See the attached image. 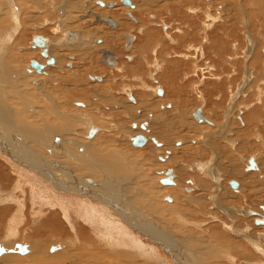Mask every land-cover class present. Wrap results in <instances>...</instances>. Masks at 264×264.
<instances>
[{"label":"rangeland","instance_id":"1","mask_svg":"<svg viewBox=\"0 0 264 264\" xmlns=\"http://www.w3.org/2000/svg\"><path fill=\"white\" fill-rule=\"evenodd\" d=\"M66 1L68 0H12V5L19 11L17 19L13 20L16 21L20 31L15 37L13 36L12 43H17L18 46H24L28 49L24 51L15 49V51L11 48L13 52L6 58L7 78L0 79L11 81L14 78L16 83L8 86L0 85V93L5 92L7 94L5 99L0 97V104L7 105L12 111L8 118L7 116L0 117V123L2 121L6 125H15V117L22 119L26 128L24 129L19 124L17 131H22L25 134V146L27 148L32 144L27 141L29 136L39 137L46 130L43 134L45 137L49 133L52 134L53 139L64 137L79 142L83 141V143L88 144L90 149L95 144L96 151H101L100 157H102L95 159L105 160L97 168L101 170L113 169L115 176L124 174V171L119 168L116 158L108 159V156H112L115 151L121 154L124 163L128 166V181L120 186V193L125 199L132 195L133 200L128 203L134 210L143 214L144 220L142 223L146 222L160 230L163 227L176 237L182 249L192 251L194 256H198V252L202 250L215 257L212 248L218 249L219 245L223 246L226 243L225 240H231L232 245L237 243L238 240L235 242L234 237L238 238L239 235L233 233V227L239 231L247 230L245 234L251 236L250 230L247 229L248 225L253 230L254 238L264 233L263 227L252 224L253 219L251 218L253 217L240 216L233 219V213H231L238 207L251 210V208L257 209L260 205H264L262 173L259 172V175L254 171V174H252L258 185L257 190L251 196H249V193H245L246 178H243L244 188H242V194L234 192V189L230 186L231 182L236 181L235 178L231 177L232 169L243 170L249 156L256 155L258 164L261 166V170L264 171V148L260 141L252 138L253 135L255 137L258 134H261L264 138V105L259 104L260 94L264 95V71L262 69L264 61V53L262 52L264 47V20L260 22L262 16L259 13L257 15V12H260L259 10L256 11L257 7H252L256 6L255 3L253 4V0H131L133 5L134 3L137 5L136 10H132V7L129 6L124 7L119 3L114 11H107L96 6L95 3L99 0H71L72 4L77 3L79 5L80 3L79 8L86 1L94 4L89 11L94 10V13H98L102 17L111 15L118 21V29L112 30L108 25L105 29V27H101L104 24L88 25L87 20L84 22L82 17L74 12L72 16L75 18V22L68 25L67 28L78 30L80 40L78 43L69 44L71 53L66 54L63 51L64 47L60 51V46L55 44L51 48L50 57L57 56L61 59V64L58 59L54 67H49L50 69H47L41 75L29 74L27 67L32 60L40 61L42 64L47 62L39 55V51L35 50L33 46L30 47L33 36L48 37L53 43L62 36L61 33L55 34L53 29L61 24L65 28L63 21H60L57 25L54 22L57 17L63 20L66 14L63 13L60 17L58 11L56 12L57 9H53L51 5H55L53 4L55 2L56 6H64ZM102 1L107 3L109 0ZM3 4L4 0H0V8L3 12L0 29L5 31V29L12 28L14 22L8 9ZM119 7L121 9L118 10ZM77 8H74V10ZM124 11H132L139 21H131ZM100 12L106 13L101 14ZM119 12L122 14L121 19L116 17ZM208 13L213 19H208ZM254 16H257L258 19ZM69 17L65 21L69 20ZM124 17L126 20L128 19L126 27L121 21L122 19L125 20ZM45 19L49 21V24ZM89 19L93 21L92 17ZM249 20L250 25L247 27L246 24ZM71 22H73V19ZM42 24L45 27L35 28L37 25ZM165 26L168 28L166 29ZM91 27L98 33L88 32ZM101 30L102 33H100ZM108 32L115 34L113 40L116 39V43H111L112 36H105ZM125 33H133L136 36L129 50L124 46L125 38L123 34ZM245 33L254 36L257 40L252 36L250 37L253 40L255 39L256 44H250L251 41H248L249 35L247 36ZM103 37H106L107 40ZM98 39H102L104 45L97 44ZM249 44L253 46V49L249 47ZM102 47H109L115 51L118 57L117 66L111 68L112 66L105 65L104 62L100 61L102 56L100 48ZM53 48L55 49L53 51L54 55L52 54ZM83 48L88 51L87 56L83 53L75 56L74 53ZM8 49V52H11L10 46ZM248 49H250L249 54L251 57L249 61L244 57V52ZM81 56L87 58L80 61ZM128 56L133 57V60H130ZM157 65L160 67L159 70L156 68ZM61 66H65L64 71H61L62 73L60 72ZM247 67L252 70L250 73H247ZM49 73L50 76L48 77L47 74ZM75 74L76 76H74ZM70 76L71 78H69ZM91 76H101L103 81L98 82ZM63 78H65V81H62ZM246 79L247 84L238 99L235 101V97L233 100L232 96L238 92L239 86ZM75 80L78 82H75ZM34 81L37 82L38 88L33 85ZM78 83L80 86L76 85ZM64 86L67 88L66 90H63L65 89ZM157 87L163 91V96L157 94ZM247 89L248 95L246 96ZM46 91L53 95L54 103L58 104L59 108L61 103L64 104L63 111L65 115L67 113L72 117L77 114L83 117L87 114L98 128H104L103 131L95 136L94 141L88 137V128L86 130L82 125L75 126L78 129L71 135L67 133L69 131L59 132L61 122L52 115L50 111L51 103L46 102L47 98L44 95L42 96V92L47 93ZM67 93L72 96H68ZM248 97L250 98L247 99ZM19 100L24 101V104H19ZM229 101L230 103L234 102L231 105L232 110L231 108L229 110L232 116L228 122L223 124V112L227 110ZM133 102H137L136 105ZM27 103L33 105V110L29 108ZM78 103L83 106H78ZM25 104L28 108L25 107ZM200 107L205 112L204 115L206 114L207 120L210 119L215 127L200 124L194 119L193 113ZM251 107L256 110V113L249 110ZM23 109L24 112H19ZM237 117H241L246 123L248 122L246 117L250 119L255 117L258 120V125L251 124L249 129L244 128V125L239 121L240 118ZM208 121L204 123H208ZM142 125H148V127L142 129ZM256 126L260 127L258 132L254 130ZM221 127L224 128L223 137L214 138V133ZM135 128L137 129L136 135L133 132L136 130ZM137 135H143L148 139L147 144L143 146L144 148L135 147L132 144L130 138ZM204 135H210L209 143L213 149L205 145ZM153 140H161L164 142V147L157 151V146ZM227 141H231L235 145L232 147ZM37 146L47 157H53L52 153L47 151L41 143ZM224 149L227 152L223 156ZM212 150L216 154H213ZM52 152L59 154L60 158L51 159L50 161L59 162L60 165L61 161L67 162L68 160H73L78 164L79 161L87 162L85 159L80 160L78 158L79 153H71V149H52ZM110 153L111 155H108ZM96 162L98 163V161ZM197 163H205L207 166L214 165L223 176L220 185L215 186L218 193V209H212L213 206L211 205L214 189L209 184H213V181L198 172ZM34 169H36L35 164H30L25 160L19 163L0 150V197L3 196L2 198L7 199L9 202L8 198H11V196L4 194L9 192L15 197H19L18 193L20 192H16L13 186H16L20 177L22 178L24 191H27L28 187L34 191V202L30 204L34 213L30 215V221L20 215L22 210L26 212L25 207L19 208L14 215L10 216L14 211V206L10 205H17L18 201L0 205V209L6 211V220L0 223V243L4 241L11 242L6 239H10V235L13 234L12 229L15 228L16 232L19 233V239H22V236H24V239L25 235H28L34 237V240H41L48 246L54 244V247L50 248V252L48 251V254H51L53 248L55 250L60 249L63 246V241L69 239L67 233H65L67 238L65 236V238L57 237L45 225L39 224V222L45 221L48 225L53 226L55 216L66 230L73 231L77 227H83L92 232V236L97 239L116 225L119 231L112 234L105 242L113 240L118 243L126 235H130L138 241H143L145 250L149 255H158L163 252L164 249L159 244L147 241L146 237L143 239L141 236L138 237V231L130 227L136 223L123 216H117V214L120 215V209L114 210L101 201L99 203L93 202V206H91L84 202V199H90L84 195L78 194L76 197L68 192L62 193L60 190L58 193L52 188H55V185L50 182L47 184L33 171ZM169 169L174 171V181L177 186H165L161 183V180L165 178L163 173ZM246 172L243 173H249ZM59 176L64 175L62 173ZM234 177L240 179L241 174ZM8 178H12V184L6 182ZM190 178L194 182L200 179L198 182L200 184L201 181L204 183L205 186L201 184V189H204L205 194L201 190V192L199 190H196L197 192L185 191L186 188H194V185L191 186L188 183ZM100 180H104V178L100 177ZM112 180V177L107 179L108 182ZM238 184L240 185L239 182ZM125 187L127 188L126 191L124 190ZM203 187L207 188V191ZM193 193L196 194L191 196L196 200L195 206L192 204L193 202L185 203ZM200 194L204 197L202 202L199 199ZM23 196H25V200L29 197L24 194ZM65 197L68 199L65 200ZM164 197L174 198L175 206L181 205L180 210H184V213H192L188 212V205L190 207L189 211L192 209L196 212H202L204 216L206 215V218L204 217L202 220L207 219L205 221V231L210 234L214 232L217 236L214 238L203 236L194 230L187 234L193 235L192 241L188 240L187 235H183V228L176 229L164 222V216L170 214L164 211V206H168L163 201ZM75 199L78 200L74 201ZM155 202L160 203V206H154L153 203ZM184 203L187 208L182 206L185 205ZM221 208L226 211L230 209L233 211L229 214L222 213ZM83 211H87L89 216L85 217ZM196 212L190 218L193 221L198 219L201 221ZM175 215L184 214L176 213ZM35 218L37 224H35ZM5 225L7 230L4 232L5 229L2 227ZM34 227L37 228L32 229ZM28 228L32 230L25 233ZM163 234L170 237L169 234ZM241 239L245 240L239 237V242ZM206 248L207 250H205ZM220 250L225 254V249ZM252 252L254 255L257 253L251 249L250 253L252 254ZM229 253L236 260L245 261L244 254L240 253L241 256L232 251ZM164 254L167 255L169 260L170 255L168 253ZM256 256L260 258H256ZM256 256H252L255 261H260L259 264L264 263V258L261 259L259 254ZM175 261V259H171L168 262L175 264ZM213 261L214 263L231 264L227 261L224 262V260H215V258Z\"/></svg>","mask_w":264,"mask_h":264},{"label":"bare ground","instance_id":"2","mask_svg":"<svg viewBox=\"0 0 264 264\" xmlns=\"http://www.w3.org/2000/svg\"><path fill=\"white\" fill-rule=\"evenodd\" d=\"M72 1H76V0H72ZM91 1H94V0H91ZM105 1H107V0H105ZM254 1H255L254 3H255L257 8L264 9V0H254ZM53 4H55V5H51V7L53 9H57L56 12L58 11L59 15H61L60 17H62L63 13L66 14V16H67V17L65 16V18L63 20H62V18L59 19V17H57V20L54 22V24L57 25L60 21H63L62 23L64 24V27H65V28H63L62 24L58 25L57 28H62V29L61 30H55L56 34L61 33V35H62L63 31H66L63 33L64 39L58 43V46L64 45L66 43L73 44V43L77 42L78 33H80V32L67 31V29H69V28H67L68 25H71V23L75 22V18H73L72 15L74 12H76L78 15H81L82 11L87 13L89 10H91L93 8L94 4L90 3L89 8H84L83 6H81L79 8L80 3H79V5H77V3L72 4L71 0L66 1V4L64 6H59V5L56 6L55 2ZM123 4H124V1H123ZM100 5L103 6L104 4H100ZM118 5H119V3H118ZM124 5H126V4H124ZM3 6H5L8 9L10 17L12 20L17 19V15H18L19 11L16 7H14V5H12V0H4ZM77 6H78V8H77ZM134 6L137 8V5L135 3H134ZM114 7H115L114 4L109 5V8H114ZM74 8H77V9L74 10ZM117 9L119 10L121 8L119 7ZM92 11L95 12L94 10H92ZM113 11H114V9H113ZM259 11H260L259 14L262 16V18H264V10H259ZM20 12L22 13L21 9H20ZM120 12L116 14V17H120V19H121L122 14ZM124 12L126 13V11H124ZM2 13H3L2 9L0 8V21H2V16H1ZM100 13L105 14L106 12H100ZM207 16L209 17L208 19H213L210 17L209 13L207 14ZM68 17H69V20L67 19L65 21V19ZM95 17L97 19V15ZM98 18L100 20L102 17L98 16ZM72 19H73V22H71ZM112 20L115 23L114 27H111L110 25H108L104 21L96 22V20H95V23L96 24L105 23L110 28L115 29L118 24L113 18H112ZM127 20H126V18H125V20H123V19L121 20L124 27H126L128 24ZM45 21L49 24L48 20L45 19ZM91 21L92 20H90V22ZM13 22H14V24L12 23V28L5 29V31L0 29V78H7L6 77V65H7L6 64V58L13 52V50L11 48H13L14 50L19 49L20 51H24V50L28 49V48H25L24 46H18L17 43H12L13 36L15 37V35L20 33L19 28L17 27L16 21L13 20ZM42 27H45V25H43V24L37 25V27H35V28L38 29V28H42ZM93 27L97 28L98 26H93ZM93 27H91L92 31L90 30L88 32L98 33L97 31H95L93 29ZM101 27H103V28L105 27V29H106V26H104V25H101ZM165 27H166V29L168 28L167 26H165ZM0 28H1V25H0ZM69 30H71V29H69ZM110 33L111 32L106 33L105 36H107V37L112 36V38L110 37L111 38L110 41L112 44H114V43H116V39L113 40V37L115 36V34H110ZM250 36L251 35H249V38H248V40L251 41L250 44H256L255 39L253 40V38H251ZM125 37L128 40V43H127L128 46L126 45V49L129 50L131 47L130 43L132 42L133 38H132V35L130 36V38L127 35ZM41 38H43V37H41ZM103 38L105 40H107L106 37H103ZM43 39H44L43 41H45L44 45L48 49L49 41L45 38H43ZM59 39L60 38H58V40ZM57 41L55 43L52 42V46H55ZM32 44H33V48L38 47V48H41L43 51L44 46L34 44L33 41H32ZM250 44H249V47L251 49H253V46ZM9 46H10L11 52H8ZM52 46H51V48H52ZM65 46H63L64 48L62 47L64 49L63 51L66 54L71 53L70 52L71 51L70 45H65ZM30 47H31V43H30ZM51 48H50V51L48 53V56L43 55L42 52L40 54L39 49H36V50L39 51V55H42L44 58H49ZM62 48H59V50L61 51ZM54 50L55 49L53 48L52 49L53 55H54V52H53ZM249 51H250V49L245 51V58L248 61L251 60ZM87 52L88 51H86V48H83V49H80L79 52L74 53V54H75V56H78L77 54L81 55L83 53V54H85V56H87ZM262 52L264 53V47L262 48ZM100 53L103 54L102 51ZM113 55H114V53L112 54V56ZM114 57H115V55H114ZM84 58H87V57L81 56L79 58V60L82 61V60H84ZM112 58L113 57H110V59H112ZM58 59L59 58H57V60ZM77 59H78V57H77ZM132 59H133V57H132ZM253 59H254V57H253ZM255 59L257 60L256 57H255ZM116 60H117V58L115 57L114 66H116ZM59 61L61 64V59H59ZM101 61H102V58H101ZM54 63H55V59H54L53 63H50V64L48 63V65L52 66ZM257 63H259V62H257ZM105 65H106V63H105ZM252 65H254V64H252ZM114 66H112L111 68H113ZM263 66H264V61H263ZM263 66H262V69L264 71ZM32 67L35 68V66H32ZM64 67H62V66L60 67L61 68L60 72L64 71L63 70ZM156 68H157V70H159V68H160L159 65H157ZM42 70H44V66H43ZM42 70L40 72L37 70L38 74H41ZM246 71H247V73H250L252 70H250L249 67H247ZM255 73H257V72L255 71ZM152 74H154V73H152ZM152 74H151V76L154 77ZM47 75L49 77L50 73ZM74 76H76V74ZM69 78H71V76ZM64 79L65 78H63L62 81H65ZM77 80H75V82ZM263 80H264V78H263ZM34 82H36V81H34ZM15 83H16V79L14 80V78H12L11 81L7 80V79H0V85L8 86V85L15 84ZM65 83H67V82H65ZM65 83H64V85H65ZM79 83L76 85H79ZM246 84H247V79L245 82L241 83V85L239 86L238 92L232 96L233 100L235 97H236L235 101H236V99H238L240 93L242 92V90L244 89V86H246ZM65 86H64V88H65ZM263 86H264V83H263ZM35 87L38 88V84ZM72 87H73V84H72ZM15 88H16V86H15ZM66 89L67 88H65L63 90H66ZM157 89H159V87H157L156 90ZM73 91L75 92V90H73ZM46 92L47 93L42 92L43 93L42 96L44 95L45 98H47L46 102L48 101L49 103H51L50 111H51L52 115H54L61 122V127H60L61 129L59 132L69 131L67 133L71 135V134L75 133V130L77 131L78 125H82L83 128H85V129L88 128V130H89L88 131V133H89L88 137L90 139H93V141H94L95 136L99 135L100 131H103L104 128H100V127L98 128L96 126V123H94V121L90 117H88L87 114H85L83 117H80V115H77L75 113H73L75 115H73L72 117L70 115H68L67 113L65 115V113L63 111V108H64L63 105L64 104L61 103V107L59 108V105L54 103L53 95L48 91H46ZM63 92H66V91H63ZM77 92H78V89H77ZM67 95H68V93H67ZM160 95H162V93H160ZM68 96L71 97L72 95H68ZM0 97H4L3 99H5V98H7V94L5 92H1ZM259 97H260V103L259 104L264 105V95L260 94ZM229 98L231 99V97H229ZM222 100H223V98H222ZM56 103H58V102H56ZM136 103L137 102H135L134 105H136ZM233 103L232 102L230 103V101H229L227 110L225 112H223L224 113L223 124L228 122L229 118L232 116V113H230L229 110H230V108L232 110L233 107L231 105H233ZM19 104H24V101H20ZM27 105L29 106L30 109L33 110V105L28 104V103H27ZM25 107L28 108L26 106V104H25ZM24 109L22 111H19V112H24ZM249 110H253L254 111L253 113H256V110H254L253 107H251ZM196 111L194 112V117H195ZM11 112L12 111L9 109V107L7 105L0 104V117L1 118L5 117V116H7V118H8L9 115H11ZM263 112H264V110H263ZM17 114H19V113H17ZM258 115H259V113H258ZM201 116L204 117L202 114V111H201ZM237 118H240L239 121L241 122V124L244 125V128H247V129H249L251 124H257L258 123V120L255 117L252 119L246 117V119L248 120L247 123L241 117H237ZM204 122H207V119L205 117H204L202 122L198 121V123H200V124H208L209 126L215 127V124L210 122V119H209L208 123H204ZM14 123H15V125L14 124L13 125H6V124H3L2 121L0 123V125H1V127H0V150L3 153L10 156L11 158H13L14 160H16L19 163H22L25 160V161L29 162L30 164H35L36 169H34L33 171L39 177H41V179H43L47 184H49V182L53 183V185H55V188L52 186L51 187L56 192H58L60 190V192H62V193L68 192V193H71V195L76 196V197L78 194L84 195V196L90 198L88 200L84 199V202L90 204L91 206H93V202L99 203V201H101L104 205L110 206L114 210L120 209V215L117 214V216L118 217L123 216L126 219H131L132 221H134L136 224H134L130 227H132L133 229L138 231V235H137L138 237L141 236L142 239L144 237H146L147 241H153V242L159 244L164 250L161 254L149 255L145 250V246H144L143 241H138L130 235H126V237H124L118 243H115L113 240L105 242L109 239V237L112 234L119 231V229L117 228L116 225L114 227H112L111 230L106 231V233L99 239L94 238L92 236V232L87 231L83 227H77L73 231L70 229L66 230L58 222L57 218L54 216L53 226L48 225V223H45V221H41V222H39V224L45 225L48 228V230H50V232L55 234L57 237H64L65 233H67L66 235H68L69 239L68 240L65 239L63 241V246H61L60 249L55 250L53 248L52 249L53 252H51V254H48V251L50 250L51 247H54V244L51 246L50 245L48 246L47 244H45L41 240H36V239L34 240V237L28 236V235H25L24 239H23L24 236H22V239H19V237H20L19 233H17L16 229L13 228L12 229L13 234L10 235V239H6L8 241L10 240L11 242H5L4 241V242L0 243V248L4 249V252L2 254H0V264H171L168 262L171 259L176 260L175 264H221V263H214V261H213L214 258H215V260H224V262L227 261V263H231V264H259L260 261H255V259L253 257L256 256L257 254H259L261 256V259L264 258V235H263L264 233H261L258 236H255V238H254V234L252 233L253 230L248 225H247V229L250 230L251 236H248L245 234V232L247 233V230L246 231H243V230L239 231L233 227V233H235V235L238 234L239 237L244 238L245 240L241 239L239 242V237L238 238L234 237L236 239V240H234L235 242L238 240V242L235 243L234 245L231 244V240H229V241L225 240L226 243H224L223 246L219 245L218 249H215V248L211 249V250H213L215 257L208 254V253L203 252L202 250H200L198 252V254L201 256V258L199 255L194 256L192 251L182 249L180 247L176 237L174 235H171L163 227L160 230L158 228H154V227L150 226L146 222L142 223V221L144 220L143 214L134 210L128 203V202L133 200L132 195H130L129 197H127L125 199V197L120 193V190H119L120 186L122 184H124L126 181H128L127 180L128 179V173H127L128 166L124 163V159L122 158L121 154H119L118 152L115 151L114 153H112L113 154L112 156H108L109 157L108 159H115L116 158L118 160L119 168L124 171V174H118L115 176L114 172L112 171L113 169L101 170V169L97 168V166L102 165L105 162V160L101 161V160L95 159V158L100 157V153H101V151H96L95 144L90 149L88 147V144L83 143V141L79 142V141H76L74 139H69V138H64V137L59 138V139H53L52 134H49V133L45 137V136H43V134H44V132L47 131L46 130L39 137H34L32 135L29 136L27 141L31 142L32 144L30 147L27 148L25 146V144H26L25 134L22 131H17L18 130L17 126L19 124L24 129L26 128L24 121L22 119H20L19 117H15ZM75 126H77V127H75ZM226 126H228V124H226ZM137 127H138V125H137ZM145 127H148V125L142 127V129H145ZM105 130H108V129H105ZM223 130H224L223 127L216 130V132L214 133V138L215 137L216 138L223 137ZM254 130L255 131L257 130V132H258L260 130V127L256 126L254 128ZM133 132L136 135L137 129ZM78 134H79V132H78ZM137 136H139V135H137ZM226 137H229V136H226ZM252 138H255L257 141H260L262 147L264 148V138H263V136H261V134H258L255 137L253 135ZM109 141H110V139H109ZM131 141H132V138H131ZM147 142H148V139H147ZM156 142H157V144L161 145L160 147H157V151H160L164 147V142H162L161 140H156ZM209 142H210V135H204L205 145L208 148L213 149L210 146L211 144ZM227 142L229 144H231L232 147L235 145L234 143L232 144L231 141H227ZM40 143L47 151L52 153V156H53L52 158L47 157L44 152L40 151L37 148L38 147L37 145ZM157 144H156V146H158ZM135 147H137V146H135ZM63 148L65 150L71 149V153H75V152H76V154L79 153L78 158L80 160L85 159L87 162L79 161V164H78V163H75L73 160H68L67 162L61 161V165H60L59 162L50 161L51 159L56 160V159L60 158V155L57 153H53L52 149H63ZM139 148H141V147H139ZM212 151H213V154H216L214 150H212ZM226 152H227L226 149H224L223 156L226 155ZM108 155H111V153ZM232 156H233V154H232ZM100 158H102V157H100ZM96 161H98V163ZM258 163H259L258 158L256 157V155H254V156H249L246 159V163L244 165L243 170L231 168L232 169V176L231 177L235 178V180L240 183V185H239L237 182H233L236 184L235 186L231 185L232 182L230 183V186L232 187V189H234V192L242 194L243 193L242 188H244V186H245V193L247 192L250 194L249 196H251V194H253V192L257 190L256 188H257L258 184H256L255 177L252 175V174H254V171H256L257 173H259V172L262 173V176H263L262 178L264 180V173H263L264 171L261 170V168H260L261 166H259ZM197 164H198V167H197L198 172H200L203 175H205L206 177H208V179L211 178V180L213 181V184H209V186H211V188L214 189L213 195L211 197V203H212L211 205L213 206L212 209H218L219 208V204H218V200H217L218 199L217 198L218 193H217V188L215 186L220 185V183L223 181V178H222L223 176L220 174L219 170L214 167V165H208L207 166V164H205V163H197ZM238 170H239V172H238ZM244 171L245 172L247 171L249 173L246 172L247 174H244L243 173ZM62 173L64 176H59ZM260 173H259V175H260ZM70 174H72V175H70ZM165 174H164V177H165ZM172 174H173V185H176V182L174 181L175 175H174L173 170H172ZM240 174H241L240 179H236L237 177H234V176H238V175L240 176ZM100 177H103L104 180H100ZM109 177L113 178V180L111 182L107 181V179ZM195 177H197V176H195ZM28 178L31 180L30 177H28ZM191 178H190V180L188 179V181H189L188 183L191 186L194 185V188H186L185 191H191V192H194L196 190L203 191L204 189L203 190L201 189V184H203L202 186H205L204 183L201 181V184H200V182H198V180H200V179H198V180H196V182H194ZM243 178H246V181H247L246 184H248V185L243 183ZM204 181L207 182L206 180H204ZM6 182L12 184V178L11 179L8 178L6 180ZM136 183L138 184V182H136ZM243 184H244V186H243ZM22 185H23L22 178L20 177L18 179L16 186H13V188L16 192H20V193H18L19 197H15L13 194L8 192L4 195L11 196V198H8L10 200V202L7 199L2 198L3 197L2 196V197H0V205H2L4 203H13L14 201H18L17 205H10V206H14V211L12 212V214L10 216L14 215V213L19 208L25 207L26 212H23V210H22L20 212V215L26 217L27 220L30 221V219H31L30 215L34 213L32 210L33 208L30 205L31 203L34 202V200H33L34 191L30 187H28L27 191H24V188L22 187ZM173 185H165V186H173ZM209 186H206V187H209ZM263 186H264V184H263ZM203 188H205V187H203ZM124 190L126 191L127 188L125 187ZM205 190L207 191V188H205ZM204 192L205 191H203V193ZM23 194L28 195L29 197H27L25 200V196L22 197ZM195 195H194V193L192 195H190L189 198H187L185 203L193 202L192 204L194 205L196 200L191 198V196H195ZM246 195H248V194H246ZM178 196H180V195H178ZM203 198L204 197H202L200 194L199 199L201 202L203 201ZM66 199H68V198L65 197V200ZM94 199H97V200H94ZM76 200H78V199H75L74 201H76ZM163 201H165L166 205H168V206H164V211L166 213H170V214H167L164 216V222L168 223L171 226H174L176 229L177 228H183L182 229L183 235H187V234L191 233V231L195 230L196 232L201 233L203 236H210L213 238L215 236H217V234H215L214 232L210 234V233H207V231H205V229H206L205 228L206 227L205 221L207 219L202 220L206 216V215L204 216V214L202 212L197 211L198 212L197 213L196 211H193L192 209L189 211V208H190L189 205L187 208V205L184 203L185 205H182V206H184V208H187L188 212H192V213H184L185 212L184 210H180L181 205L178 207L175 206L176 205L175 199L174 198L172 199L171 197H164ZM153 205L156 207H159L160 203L155 202V203H153ZM171 205H174V206H171ZM184 208H182V209H184ZM193 209H195V208H193ZM220 211L222 213L225 212V213L229 214L233 210L230 209V210L226 211V210L221 208ZM5 212L6 211H3L0 209V223H2L3 221L6 220ZM194 212H196V215L198 218H201V221L198 219L199 221L197 220L198 221L197 222V221H193L191 219L192 214ZM176 213H180V214H184V215H175ZM231 213H233V216H232L233 219L239 218L240 216L253 217V218H251V219H253L252 224L264 228V223L263 224L257 223L258 221H262V220L264 221V205H260L257 209L251 208V210L238 207V208H236V210L234 212H231ZM57 215H59V214H57ZM83 215H85V217L89 216L87 211H83ZM190 216H191V218H190ZM34 220H35V224H37L38 222H37L36 218ZM2 228L5 229L4 232L7 230L6 225ZM35 228H37V227H34L32 229H35ZM227 228H229V227H227ZM32 229H30V228L26 229L25 233H27L28 231H30ZM229 229H231V228H229ZM163 233L169 234L170 237H168L167 235L164 236ZM65 237L67 238V236H65ZM186 238L188 240L192 241L191 238H193V235H191V236L187 235ZM17 245L27 247L26 252L19 253L18 249H17ZM220 249H225L226 250L224 252L225 254H223ZM251 249L257 252L256 255H254L253 252H252V254L250 253ZM205 250H207V248ZM222 251H224V250H222ZM231 251L235 252L236 254H239V255H241L240 253L244 254L245 261L236 260L235 257H233L229 253ZM164 253H168L170 255L169 260L167 259V255ZM186 257H189V258H187L188 261H186L187 260ZM257 257H259V256H256V258ZM250 258H252V259H250ZM261 259H259V260H261ZM140 262H142V263H140ZM261 264H264V263H261Z\"/></svg>","mask_w":264,"mask_h":264},{"label":"flooded vegetation","instance_id":"3","mask_svg":"<svg viewBox=\"0 0 264 264\" xmlns=\"http://www.w3.org/2000/svg\"><path fill=\"white\" fill-rule=\"evenodd\" d=\"M103 2V6L102 5H100L99 4V2ZM118 3H120V4H122L123 6H129V7H132V10H135L136 9V7L133 5H124L123 4V0H119L118 2L116 1V0H113V2H112V0H109L107 3L106 2H104V1H102V0H99V1H96V3H95V5L96 6H98L99 8H101V9H105V10H107V11H109V10H113V9H115L116 7H117V5H118ZM131 3H132V1H131ZM90 5V3H88L87 1L86 2H84V4H83V6H84V8H88L89 7V5ZM111 4H114L115 5V7L114 8H109V5H111ZM41 12H43V11H41ZM96 15H98V16H100V17H102L100 14H98V13H94L93 11H88L87 13L86 12H83L82 11V13H81V15H80V17H82V20L85 22L86 20L88 21V22H86V23H88V25H100V24H96L95 23V20H96ZM126 15L129 17V19L131 20V21H135V22H138V19L136 18V16H134V14H133V12L132 11H127L126 12ZM93 18V21H91L90 22V19L89 18ZM107 17H111V18H113L111 15H108V16H106V17H102V18H107ZM114 19V18H113ZM115 20V19H114ZM56 21V20H55ZM116 21V20H115ZM117 22V27L115 28V29H113V28H111L112 30H116V29H118V27H119V23H118V21H116ZM101 24H104L105 26H106V24L105 23H101ZM41 27V26H40ZM43 28V27H42ZM62 28H54L53 30L55 31V30H61ZM67 31H71V32H79L78 30H69V29H67ZM64 32H66V31H63V33ZM103 31L101 30V32L100 33H102ZM63 33H62V36H60V39L57 41V45H58V43L60 42V41H62L63 39H64V36H63ZM55 34H56V31H55ZM58 34V33H57ZM128 34H131L132 35V38H133V40H132V42L130 43L131 44V47H132V44H133V42H134V39H135V35L133 34V33H125V34H123L124 35V38H125V43H124V46H125V48H126V45H127V43H128V40H127V38L125 37L126 35H128ZM36 36V35H35ZM39 36H41V37H43V38H45V39H47L48 41H49V43H48V53H49V51H50V48H51V46H52V41L50 40V38H48V37H45V36H42V35H39ZM34 37V36H33ZM80 40V33H78V37H77V42H75V43H78V41ZM32 41H33V38H32ZM32 41H31V48H32V46H33V44H32ZM96 43L97 44H99V45H104V41L102 40V39H98L97 41H96ZM74 44V43H73ZM65 45H69L68 43H66V44H64V45H61L59 48H62L63 46H65ZM105 48H108V49H110L111 50V52H113L114 53V55H115V57L117 58V60H116V66H117V64H118V57H117V55H116V53H115V51L113 50V49H111V48H109V47H102V48H100V50L102 51L103 49H105ZM35 50L36 49H39L40 50V54H41V52H42V49L41 48H34ZM100 51V52H101ZM101 54V53H100ZM102 55V54H101ZM42 56V55H41ZM43 57V56H42ZM57 57V56H56ZM56 57H52V58H54L55 59V63L52 65V66H50V65H48V60L51 58L50 57V54H49V58H44L47 62H46V64H42L40 61H37L39 64H41V65H43L44 66V70H42V72H41V74L42 73H44L47 69H50L49 67H54L55 66V64H56ZM58 58V57H57ZM101 58H102V56H101ZM101 58H100V61H101ZM128 58H130V60H133L132 58H131V56H128ZM114 68V67H113ZM27 71H28V73L30 74V73H36V74H38V72H37V70L34 68V67H32L31 66V64L27 67ZM41 74H39V75H41ZM92 78H94V80H96V81H98V82H102L103 81V77H101V76H96V77H93V76H91ZM33 85H37V82H33ZM160 93H162V95H160ZM157 94L159 95V96H163V91L161 90V89H157ZM128 96V95H127ZM129 96H131V95H129ZM131 100H133L132 98H131ZM135 103V102H134ZM78 106H80V107H82L83 105L82 104H80V103H78L77 104ZM201 108V107H200ZM198 110V109H197ZM204 111H203V109H202V114H203V116L206 118V119H208L207 118V116H206V114L204 115ZM193 117H194V113H193ZM194 119H195V117H194ZM196 120V119H195ZM197 121V120H196ZM208 121V120H207ZM198 122V121H197ZM143 126V125H142ZM142 126H141V128H142ZM144 126H146V125H144ZM133 144V143H132ZM155 144H157V143H155ZM158 146L157 147H160L161 145H159V144H157ZM173 170V169H172ZM174 172V171H173ZM166 172H164L163 174H165ZM163 177H164V175H163ZM233 182H237V181H233ZM238 183V182H237Z\"/></svg>","mask_w":264,"mask_h":264},{"label":"water","instance_id":"4","mask_svg":"<svg viewBox=\"0 0 264 264\" xmlns=\"http://www.w3.org/2000/svg\"><path fill=\"white\" fill-rule=\"evenodd\" d=\"M124 1V4H126V5H132V3H131V0H123ZM100 4H103V2H99ZM133 6V5H132ZM98 21H104V22H106L108 25H110L111 27H114L115 26V23H114V21L112 20V18H110V17H107V18H101L100 20H99V18H98V15H97V19H96V22H98ZM129 38H130V34H128L127 35ZM44 39L43 38H41L40 36H38V35H36V36H34L33 37V42H34V44H38V45H41V46H44L43 47V51H42V54L43 55H45V56H48V49L45 47V41H43ZM127 46H128V44H127ZM102 61L103 62H105L107 65H109V66H114V63H115V57H114V55L112 56V52H111V50L110 49H108V48H105V49H103L102 50ZM110 57H113L112 59H110ZM54 62V58H50L49 60H48V63L50 64V63H53ZM31 65L32 66H35V68L40 72L42 69H43V65H41V64H39L37 61H35V60H33L32 62H31ZM201 111H202V109L201 108H199L197 111H196V113H195V118H196V120L197 121H199V122H202L203 121V119H204V117H202L201 116ZM142 127H144V125L142 126ZM155 143H157L156 142V140H153ZM132 142H133V144L135 145V146H137V147H142V146H144L146 143H147V138L146 137H144L143 135H139V136H136V137H134V138H132ZM161 183L162 184H164V185H173V174H172V170L171 169H169L167 172H166V174H165V178L164 179H162L161 180ZM231 185L232 186H235L236 184L235 183H231ZM257 223H261V224H263L264 223V221L262 220V221H258ZM17 249H18V252L19 253H23V252H26V250H27V247H23V246H21V245H17ZM4 252V249H2V248H0V254H2Z\"/></svg>","mask_w":264,"mask_h":264},{"label":"crops","instance_id":"5","mask_svg":"<svg viewBox=\"0 0 264 264\" xmlns=\"http://www.w3.org/2000/svg\"><path fill=\"white\" fill-rule=\"evenodd\" d=\"M254 2H255V1L253 0V4H254ZM252 7H256V6H252ZM258 10H264V9H259V8H257L256 11H258ZM256 11H254V13H256ZM258 13H259V12H258ZM258 13H257V15H258ZM253 15H254V14H253ZM250 17H251V13H250ZM250 17H249V19H250ZM254 17H255L256 19H258L257 16H254ZM260 19H261L260 22L264 20L263 18H260ZM247 23H248V24H247V27H248V25H250V20L247 21ZM245 34H246L247 36H248V35H251L250 33H245ZM251 36H252V35H251ZM252 37H254V36H252ZM248 38H249V37H248ZM254 38H255V37H254ZM255 39H256V38H255ZM256 40H257V39H256ZM248 41H249V40H248ZM200 53H201V52H200ZM244 53H245V52H244ZM201 54H202V53H201ZM244 57H245V54H244ZM249 88H250V87H249ZM247 91H248V89L246 90V96L248 95ZM246 96L244 95V97H246ZM249 98H250V97H248L247 99H249ZM241 99H242V97H241ZM249 103H250V102H249ZM249 103H248V104H249ZM130 139H131V138H130Z\"/></svg>","mask_w":264,"mask_h":264}]
</instances>
